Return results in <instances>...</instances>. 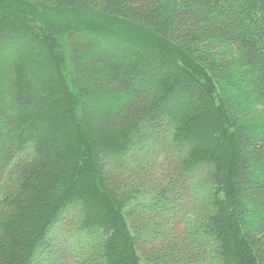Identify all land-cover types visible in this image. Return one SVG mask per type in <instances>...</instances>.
<instances>
[{
    "label": "trees",
    "instance_id": "16d2710c",
    "mask_svg": "<svg viewBox=\"0 0 264 264\" xmlns=\"http://www.w3.org/2000/svg\"><path fill=\"white\" fill-rule=\"evenodd\" d=\"M45 15H60V28ZM52 34L70 76L46 64ZM256 104L264 0H0V264H66L49 234L69 206L91 239L73 264H264V118L247 120ZM162 126L184 151L174 176L159 190L121 184L124 156ZM203 168V200L174 218L180 187Z\"/></svg>",
    "mask_w": 264,
    "mask_h": 264
},
{
    "label": "rangeland",
    "instance_id": "374dc122",
    "mask_svg": "<svg viewBox=\"0 0 264 264\" xmlns=\"http://www.w3.org/2000/svg\"><path fill=\"white\" fill-rule=\"evenodd\" d=\"M45 16L47 18H45ZM45 16L44 18L48 20L50 24L56 25L58 28H60L59 26L62 25L60 15H55L53 18L47 15ZM88 20L99 22L100 24L104 25L102 26V28L114 31L121 35H126L128 37H134L141 40H147L145 36L141 37L142 34L136 31L132 25L124 21L117 19H105L96 16L88 18ZM56 35L60 36L61 34L57 33ZM53 39L55 40L56 37L54 36ZM54 40L51 41V43H54ZM55 42L57 43L56 46L57 50L55 45L51 47L53 48V51L50 49L52 54V60L49 59V61L46 62V64H48L50 67L54 69L59 68L60 74L63 77L70 76L73 68L70 64L71 57L69 55V51L66 48L64 41L59 40L60 42L59 43L57 40H55ZM42 50L44 52V59H45L46 51L44 49ZM55 52H57V56ZM246 106H248L247 103ZM250 106H251L252 114H247L248 122L250 123L260 122L261 118H264V106L260 104H256L254 106L250 105ZM2 131L5 132L4 129H2ZM187 134L190 133L187 132ZM150 136L153 138L152 140L146 141L142 145V147L138 150L135 149L130 150L124 156V157L131 156V158L127 159L125 166L126 168L120 173L119 178H122L120 182L121 184L123 183V185L125 186H129L130 184L131 185L135 184L137 188H139L140 186H144L145 188L147 186H152L151 189L155 188L159 190V188L164 184V181L159 180V177L165 176L164 173L166 171H168L170 174L174 176L172 172H174L175 163L181 155L182 156L184 155V151L181 152L179 151L180 149L171 145L169 138V129L166 126H162L158 130L157 137L152 134ZM156 140H159L160 143L154 145L153 142H155ZM32 153L33 154L35 153L34 148L32 150L31 149L25 150V152L21 153L20 155L18 154L17 155L18 157L16 156V158L12 161V163H14L17 158H21V157L28 158L31 156ZM142 156H144V159H142ZM12 163L9 169L12 167ZM109 163L110 161L109 162L106 161L103 164H109ZM113 167L114 166H112V168ZM112 171L115 172L114 169H112ZM208 173L203 168L197 172H193L190 176L187 177L188 179L186 182V186H184V188L183 186L180 187V189H182V192L181 194H179L180 197L177 203L178 205V209L176 212L177 214L174 218H178L182 214L184 216L182 220L184 221L185 218L190 216L188 213L184 215L185 211L187 212L190 209L194 210L197 203H200L201 200H203L204 196L202 195V193L199 192H204L205 188L207 187L206 184L208 182V177H207ZM172 182L174 185L178 184V180H174V181L172 180ZM153 212H154L153 210H150L149 214H153ZM79 215H80L79 210L76 207L69 206L63 211V213L59 217V220L53 225V227L50 230L49 238L52 239V244L53 243L58 244L59 246L63 247V249L67 250L69 253L66 264H73L77 262L81 257L80 254L86 253L88 251V244L89 241L91 240L85 233L80 232V230L78 229ZM166 216H168V214ZM181 221L178 220V222L180 223V224L177 223L179 224L177 226L178 229L182 227ZM152 244L154 243H149V245ZM41 254H42L41 256L42 258L44 256L48 257V253H46L45 250L42 251ZM48 263L57 264L56 261L54 263L49 261Z\"/></svg>",
    "mask_w": 264,
    "mask_h": 264
}]
</instances>
